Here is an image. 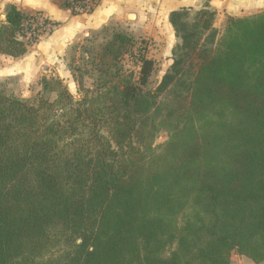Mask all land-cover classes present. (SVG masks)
<instances>
[{
	"label": "trees",
	"instance_id": "1",
	"mask_svg": "<svg viewBox=\"0 0 264 264\" xmlns=\"http://www.w3.org/2000/svg\"><path fill=\"white\" fill-rule=\"evenodd\" d=\"M59 1L74 16L99 2ZM180 15H171L175 28ZM59 26L9 5L0 53L21 58ZM231 47L218 70L229 73L234 94L249 79L228 70L234 59L264 68V30ZM139 68L136 83L114 87L119 102L112 107L98 105L104 92L75 100L63 89L55 101L41 96L35 104L0 93V264H230L234 252L264 263V101L252 122L213 135L212 154L189 150L187 165L166 158L153 168L139 139L161 109L143 90L154 61L143 55ZM60 86L45 80L44 88ZM250 93L264 100V69ZM241 149L237 160L233 151ZM221 153L229 158L224 164L216 159Z\"/></svg>",
	"mask_w": 264,
	"mask_h": 264
},
{
	"label": "rangeland",
	"instance_id": "2",
	"mask_svg": "<svg viewBox=\"0 0 264 264\" xmlns=\"http://www.w3.org/2000/svg\"><path fill=\"white\" fill-rule=\"evenodd\" d=\"M43 1L0 0V26L6 20L9 5L16 6L24 13L35 14L40 11L34 10L33 6ZM51 1L61 7L59 0ZM96 5L99 6V2ZM90 6L94 8L92 13L100 7L91 3ZM104 11L106 25L77 36L59 51L61 53L57 58L43 59L49 35L43 36L21 58L0 53V93L35 104L41 96L55 101L58 92L63 89L75 100H80L88 91L104 92L98 105L112 107L119 102L114 87L122 90L129 82L138 81L140 59L144 55L154 61V69L143 90L153 94V101L161 107L155 120L144 126L141 141L139 139L143 157L149 163L156 162L152 164L153 168L158 165L163 168L160 166L166 158L181 168L187 165L185 160L189 150L212 154L215 149L210 143L214 134L222 132L230 123L240 121L242 126L252 122L254 116L251 113L257 111L264 100H257L250 91L258 87L264 68L257 62L242 66L234 59L229 71L249 73L245 86L234 94L230 90L229 73L218 69H225V59L231 54L230 51L233 52L232 44L243 42L249 34L264 30V20H256L264 11L223 17V11H213L206 6L203 9L182 10L176 28L171 24L172 37H168L161 28H156L158 35L154 36L151 35L154 31L151 26L134 28L131 24L136 18L129 17L134 14L118 6L104 8ZM41 12L50 18L45 11ZM240 19L256 21L247 26L231 24V21ZM205 21L209 28L205 27ZM63 25L67 26V23ZM213 66L215 72L211 76L209 69ZM207 78L210 79L205 80ZM45 80H56L61 86L59 89L44 88ZM208 90L210 93H207ZM202 98L208 100V107L203 105ZM211 98L219 100L220 104L214 106ZM221 108H225V114ZM190 114L189 119L187 116ZM228 143L234 145L230 141ZM244 150L233 151L234 157L242 159L240 153L244 154ZM216 159L220 164L229 161L226 154ZM231 164L236 163L231 161ZM177 219L179 224L184 221L180 215ZM230 264L255 263L234 252Z\"/></svg>",
	"mask_w": 264,
	"mask_h": 264
},
{
	"label": "crops",
	"instance_id": "3",
	"mask_svg": "<svg viewBox=\"0 0 264 264\" xmlns=\"http://www.w3.org/2000/svg\"><path fill=\"white\" fill-rule=\"evenodd\" d=\"M219 0H99V9L92 14L74 16L69 10L62 9L51 0H44L38 3L34 10L45 11L50 17L49 20L60 23L59 28L47 39L44 60L51 57H59L65 46H68L80 34L103 27L107 22L104 8L111 6L131 11L136 20L131 25L134 28L151 26L154 28L151 35H158L156 28H161L168 37H172L170 18L173 13L191 8H210L213 11H223V17L241 16L243 14H256L264 11V0H227L221 8L217 5ZM23 12V11H22ZM134 16H132L134 18ZM64 26L63 24H66ZM64 27L62 29V27ZM165 30V31H164ZM141 31V29H140ZM146 31V30H145ZM141 33V32H139ZM154 33V34H153ZM161 36H164L161 34Z\"/></svg>",
	"mask_w": 264,
	"mask_h": 264
},
{
	"label": "water",
	"instance_id": "4",
	"mask_svg": "<svg viewBox=\"0 0 264 264\" xmlns=\"http://www.w3.org/2000/svg\"><path fill=\"white\" fill-rule=\"evenodd\" d=\"M227 0H219L217 5L219 6V8L223 7L225 5ZM132 16L134 15H130L129 17L132 18Z\"/></svg>",
	"mask_w": 264,
	"mask_h": 264
}]
</instances>
